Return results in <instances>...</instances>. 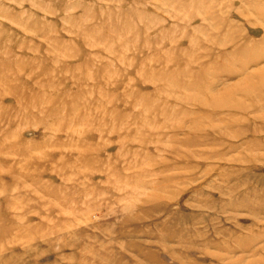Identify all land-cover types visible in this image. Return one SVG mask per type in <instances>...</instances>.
<instances>
[{"label":"rangeland","instance_id":"rangeland-1","mask_svg":"<svg viewBox=\"0 0 264 264\" xmlns=\"http://www.w3.org/2000/svg\"><path fill=\"white\" fill-rule=\"evenodd\" d=\"M0 264H264V0H0Z\"/></svg>","mask_w":264,"mask_h":264}]
</instances>
